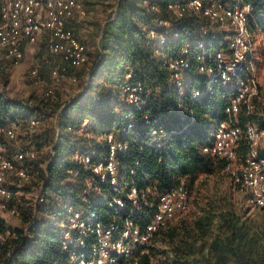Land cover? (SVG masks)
<instances>
[{
	"label": "trees",
	"instance_id": "16d2710c",
	"mask_svg": "<svg viewBox=\"0 0 264 264\" xmlns=\"http://www.w3.org/2000/svg\"><path fill=\"white\" fill-rule=\"evenodd\" d=\"M243 1L253 4V29L264 36V0ZM154 2L160 4V12L150 9ZM164 3L117 0L87 67L66 72L81 83V90L69 100L62 101L56 94L38 101L15 100L6 97L0 85V122L19 120L23 126L20 140H25V144L30 140L24 132L31 118L43 123L32 138L38 156L30 165L35 184L43 183L44 195V200L35 205L23 199L19 224L10 225L19 237L0 243V264H70V251L64 247L66 205L93 210L104 222L116 215L103 196L109 195L110 185L95 178L88 188L85 180L91 174L76 158L87 151L98 159L107 149L105 136L109 133L128 142L132 167L139 161L134 178L137 186L167 192L185 178L191 192L192 211L186 214L189 207L174 224L170 222L156 234L140 264H264V221L248 217L249 210L235 201L234 193L239 188L226 171V161L203 153V147L212 143L213 132L222 121L231 120L245 128L246 110L230 116L226 108L233 92L219 85L213 94L193 99V90L202 89L207 80L198 73L196 62L187 72L185 95L179 94L170 81L171 71L163 55L177 54L190 35H181L163 46L150 42L148 37L151 28L161 31L155 20L167 16ZM203 24H208L206 18H186L175 21L173 26H190L198 32ZM226 36L227 32L220 31L215 46L225 47ZM83 68L86 69L81 79L72 72ZM129 71L134 80L150 88L149 102L142 109L122 98L121 85ZM0 76V81L7 85L8 74L1 72ZM260 95L249 119L264 127V102ZM129 112L135 116L134 126L126 133ZM146 114L170 128L189 125L185 131L172 134L164 146L152 147L147 143L150 126L143 123ZM183 118L185 121H181ZM85 119L88 123L84 125ZM8 146L13 149L14 143L9 142ZM237 150L239 161L244 160L249 151L244 135ZM261 156L264 157V149ZM126 158L127 153L120 156L122 160ZM71 169L79 173L72 174ZM225 173L233 183L222 189L216 181ZM99 187L104 194L97 192ZM7 226L0 219V231Z\"/></svg>",
	"mask_w": 264,
	"mask_h": 264
},
{
	"label": "built area",
	"instance_id": "2783aa9c",
	"mask_svg": "<svg viewBox=\"0 0 264 264\" xmlns=\"http://www.w3.org/2000/svg\"><path fill=\"white\" fill-rule=\"evenodd\" d=\"M88 0H0V73L8 72L11 66L25 58L28 45L44 42L51 55L59 56L62 65L52 70L57 82L70 68H82L90 60L88 47L75 34L70 23L88 15ZM147 3V1H145ZM167 16L158 17L156 28L148 30L150 42L158 46L168 45L181 35H190L177 54L165 53L163 60L171 71L170 81L180 95L187 91V72L196 62L199 74L206 77L205 86L193 90V99L215 92L216 86L232 90L226 112L235 116L245 109L248 116L245 128L239 124L222 121L213 132L210 145L203 147V153L217 160L226 161L239 192L244 194L249 206L264 209V127L249 119L255 110V100L261 93L258 75L259 34L253 29L255 8L243 0H164ZM150 9L161 11L158 2ZM186 18H206L208 24L199 27L198 32L190 26L174 27L175 21ZM227 32L226 46L216 47L219 32ZM39 69L32 70L38 75ZM77 83V77L71 76ZM150 88L142 81L134 80L132 72L125 75L121 85L123 100L142 109L149 102ZM53 90L46 92L52 96ZM188 112L190 111L187 109ZM130 123L124 132L134 126L135 116L129 112ZM1 121V120H0ZM181 121H185L184 118ZM191 121L193 117H191ZM85 119L83 124H87ZM143 123L150 126L148 145L162 147L172 134L185 131L189 123L172 128L162 125L158 119L144 115ZM42 121L30 119L24 132L30 140L18 144L23 126L19 120L0 122V211L19 218L23 199L35 205L44 200L43 183L35 184L31 161L38 152L32 143L33 135L39 131ZM245 136L249 151L239 161L238 145ZM107 145L98 159L87 151L77 155V160L91 175L86 178L90 188L98 178L110 185L109 195L102 189L108 206L116 215L104 222L98 214L86 207L66 205L67 222L64 225V247L70 251V264H140L148 252L156 234L190 207L191 192L185 178L173 189L162 192L157 188L140 187L134 178L139 161L132 167L129 161V144L114 133L105 136ZM14 143V148L8 146ZM127 153L126 160L120 159ZM72 174L79 171L70 170ZM8 225L0 231V243L4 244L19 237L4 214L0 215ZM258 264V263H251Z\"/></svg>",
	"mask_w": 264,
	"mask_h": 264
},
{
	"label": "rangeland",
	"instance_id": "374dc122",
	"mask_svg": "<svg viewBox=\"0 0 264 264\" xmlns=\"http://www.w3.org/2000/svg\"><path fill=\"white\" fill-rule=\"evenodd\" d=\"M116 3L117 0H88L86 4L88 9L87 17L83 19H75L69 24L74 30L76 36L88 46L91 59L95 54V48L100 44L103 27L114 13V6H116ZM258 48L260 49L257 66L261 82L260 101L263 103L264 36L262 35L259 36ZM61 65V58L59 56L51 55L44 42L28 45L25 49L24 60L18 64L12 65L11 69L6 72V74H8L7 85L4 84L3 80L0 81L1 89L8 98L33 101H38L40 98L46 97V92L51 89L54 94L61 98L62 101H67L72 96H75L79 90H81V83H73L68 74H65L59 81L56 82L51 73L53 69L59 68ZM35 67H38L39 69L38 75L32 74V70ZM85 69L86 68L72 70V72H75L81 79L85 74ZM2 76H0V78H3ZM18 144H25V140H19ZM216 182L222 186V189H224L228 184L233 183L227 173L223 176H219ZM234 199L239 206L249 210V214L247 215L248 217L255 218L260 222L264 221V210L249 206L242 192H238L236 190L234 193ZM191 208L192 207H190V210L186 214H189V212L192 211ZM2 214L6 216L8 221L13 226H17L19 224V220L13 216H9L7 212L0 211V215ZM175 222L176 221H174L173 224Z\"/></svg>",
	"mask_w": 264,
	"mask_h": 264
}]
</instances>
